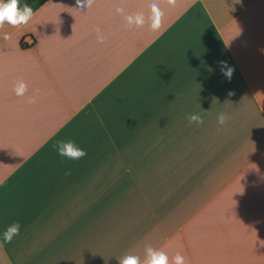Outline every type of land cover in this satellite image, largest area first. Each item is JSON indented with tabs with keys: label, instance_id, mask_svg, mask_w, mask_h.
I'll return each instance as SVG.
<instances>
[{
	"label": "crops",
	"instance_id": "obj_1",
	"mask_svg": "<svg viewBox=\"0 0 264 264\" xmlns=\"http://www.w3.org/2000/svg\"><path fill=\"white\" fill-rule=\"evenodd\" d=\"M20 2L33 18L0 28V264H119L145 245L264 264V0H156L155 32L154 0Z\"/></svg>",
	"mask_w": 264,
	"mask_h": 264
},
{
	"label": "clouds",
	"instance_id": "obj_2",
	"mask_svg": "<svg viewBox=\"0 0 264 264\" xmlns=\"http://www.w3.org/2000/svg\"><path fill=\"white\" fill-rule=\"evenodd\" d=\"M170 5H174L176 0H167ZM94 0H75V6L78 9H87L92 6ZM117 12L123 14L122 8H117ZM152 15L151 20V30L159 31L162 27V18L164 16L159 4L154 0L151 4ZM34 11L31 6L27 3L21 5L20 0H0V28L5 25L12 27H19L21 25H27L29 21L33 18ZM125 19L129 26H135L136 28H141L145 24V17L142 13H137L135 15H127ZM96 32L99 33L100 29L96 28ZM7 38V36H5ZM103 36H98V41L100 43L104 42ZM221 67V73L227 78L231 79L235 69L229 66L226 61L218 62ZM27 91V86L20 82L15 89L16 95L22 96ZM233 92H229L228 95H233ZM29 103H35V98H30ZM229 117L226 113H220L217 117L218 124L224 125ZM189 123H195L197 125L203 124V118L197 114H191L188 117ZM52 148L56 153L69 160H81L87 156L86 149L79 146L75 140H57ZM21 223L15 221L10 224L2 234V240L5 244L12 243L13 239L20 235ZM119 264H186L185 257L180 253H177L170 261L168 254L160 249L153 248L151 245H145V258L141 260L140 256L134 254H128L120 258Z\"/></svg>",
	"mask_w": 264,
	"mask_h": 264
}]
</instances>
